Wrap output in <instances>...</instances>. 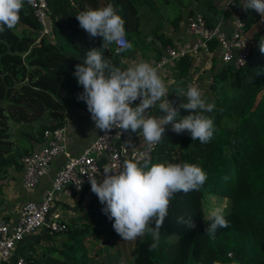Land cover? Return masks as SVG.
I'll return each mask as SVG.
<instances>
[{
  "label": "trees",
  "instance_id": "obj_1",
  "mask_svg": "<svg viewBox=\"0 0 264 264\" xmlns=\"http://www.w3.org/2000/svg\"><path fill=\"white\" fill-rule=\"evenodd\" d=\"M45 1L56 44L37 39L39 26L26 4L19 23L0 32V185L8 168L19 169L20 159L33 151L43 130L63 127V115H55V111L86 107L77 99L83 87L73 75L75 65L102 44L101 37L91 38L76 19L83 3L96 5L95 0ZM107 1L118 6L130 43L141 41L139 17L157 18L152 0ZM188 1L190 6L200 0ZM256 19L253 10L242 16L246 30ZM177 20L178 16L173 28ZM159 29L158 25L152 35ZM253 37L254 47L242 66L217 69L212 75L207 100L215 107L205 113L214 122L212 139L208 143L192 141L187 131L177 134L169 125L163 141L154 147L151 163L196 164L207 179L199 191L175 195L159 230V246L150 250L152 237L144 235L127 264H264V53L260 51L264 31ZM104 55L118 67L113 46ZM177 64L181 79L189 60L182 58ZM187 114L180 110L181 117ZM88 187L89 182L82 194ZM84 207L83 215L67 219L58 244L34 254L27 250L23 258L29 264H88V238L111 245L121 239L112 227L114 220L102 211L104 205L94 193ZM217 207L224 209L229 226L218 228L212 239L206 230L212 222L210 212ZM181 216H192L196 227L178 224ZM53 235L45 232L40 238L53 240Z\"/></svg>",
  "mask_w": 264,
  "mask_h": 264
},
{
  "label": "clouds",
  "instance_id": "obj_2",
  "mask_svg": "<svg viewBox=\"0 0 264 264\" xmlns=\"http://www.w3.org/2000/svg\"><path fill=\"white\" fill-rule=\"evenodd\" d=\"M25 3L31 5L33 0H0V32L5 28L11 30L19 23ZM241 6L264 17V0H243ZM76 19L91 38H102L101 46L89 50L83 63L75 65L73 75L83 87L77 99L86 103L95 128L103 136L113 129H119L121 135L128 132L130 136L139 131L151 150L163 141L166 126L170 125L177 134L187 131L192 141L208 143L212 139L214 122L205 113L212 112L215 105L208 102L202 89L195 85H189L186 90L177 88L176 98L169 99V88L151 63L141 61L121 69L105 58V51L113 44L119 52L132 48L126 40L125 21L118 6L108 3L97 9L89 8L79 12ZM260 51L264 53V46H260ZM181 96L186 102L179 101ZM154 108L161 115L149 114ZM181 109L188 114L181 117ZM126 142L132 144L131 138ZM87 179L91 191L104 205L102 211L114 220L112 227L122 240L135 241L149 234L153 240L151 250L159 246V230L172 199L180 192L199 191L207 175L196 164L151 163L145 158L142 165L138 161H126L121 170L105 166L99 179L95 175ZM209 218L212 222L206 233L215 239L218 228L229 226L224 209H213ZM177 223L187 229L196 227L192 216L178 217Z\"/></svg>",
  "mask_w": 264,
  "mask_h": 264
},
{
  "label": "built area",
  "instance_id": "obj_3",
  "mask_svg": "<svg viewBox=\"0 0 264 264\" xmlns=\"http://www.w3.org/2000/svg\"><path fill=\"white\" fill-rule=\"evenodd\" d=\"M32 16L38 23V37L56 44L53 25L45 0H33L31 5L25 3ZM240 0H224L221 11L228 13L231 25L229 34L221 30V18L215 25H207L205 19L197 12L186 16L185 32L189 36L187 44L177 46L163 45L158 48L159 56L152 64L158 69L178 63L182 58L189 60L187 76L184 78L186 88L189 85L197 86V79L201 76L198 64L204 55L210 53L209 46L213 45L218 59V68L236 69L242 66L254 47L253 34L246 30L242 16L247 10L241 8ZM257 32L264 31V17L257 14ZM113 53L116 55L121 69H127L124 64L129 59L119 52L118 46L113 44ZM212 83L208 77L207 85ZM205 96L207 93L204 91ZM137 101L136 103H138ZM135 106V105H134ZM100 132L80 153L70 156L65 149V130L63 127L45 129L41 139L34 146L29 155L20 159V182L24 189H31L37 179L44 175L53 159L62 154L65 159L63 165L55 171L46 188L43 189L38 201H24L17 208V218L9 219L1 207L0 197V264H8L17 241L28 235L40 232L45 226L49 234L64 233L66 230L65 213L56 209L57 197L71 196L72 193L82 196V188L88 183L87 176L95 175L99 178L105 166L114 170H121L126 161L134 160L140 164L144 159H151L153 149L149 150L146 143L136 144V137L128 132L120 134L119 129H113L108 136ZM131 138L132 144L126 141ZM13 170L12 168H10ZM15 171V170H13ZM101 178V177H100ZM90 199V198H89ZM13 264H29L23 255H18Z\"/></svg>",
  "mask_w": 264,
  "mask_h": 264
},
{
  "label": "crops",
  "instance_id": "obj_4",
  "mask_svg": "<svg viewBox=\"0 0 264 264\" xmlns=\"http://www.w3.org/2000/svg\"><path fill=\"white\" fill-rule=\"evenodd\" d=\"M224 0H200L199 2H193L189 6V1L187 0H175V5L177 10L175 14H170L168 6H164L157 10V18L155 16L148 17L145 24L140 23L141 29V41L137 45L132 46L123 52V56L130 57L131 60L124 65L127 67L134 66L136 63L141 61H146L151 64L157 60L159 56V51L157 47L163 45H181L187 44L189 36L185 32L186 27V16L191 12H195V8L200 9L197 13L202 15L206 22L210 25H215L219 18H221V30L225 34H229L231 31V25L229 21L228 13H222L221 8ZM241 4L243 0H240ZM95 3L84 2L83 11L89 8L97 9L102 7V5H107V0H95ZM203 3V6H202ZM240 4V5H241ZM207 5V6H206ZM242 8V6H241ZM248 12V10H247ZM246 12V13H247ZM212 13V16H210ZM161 16L158 18V16ZM178 16L176 28L172 27L174 18ZM140 19V17H139ZM160 26L157 34L152 35V30ZM148 28V30H146ZM251 34L256 33L257 24L256 22L251 25L248 29ZM167 41V42H166ZM166 42V43H163ZM201 69V76L197 79V86L208 94V98L211 97L207 79L212 77V75L217 71L218 59L215 50H210L208 55H204L201 62L198 64ZM178 64H172L165 66L160 69L159 75L165 81L169 88V99H175L176 89L183 88L187 89L184 83V78L187 76V70L185 76L181 79L178 78ZM206 94V95H207ZM179 101L183 102L185 97H179ZM63 113V128L65 130L66 140H65V151L70 156H75L80 153L81 149L90 144L97 135L101 132L95 128L94 122L91 120V114L85 108H76L64 111ZM149 114L159 116L161 113L158 108L150 109ZM169 126H166V130ZM136 137V144L145 143L143 136L138 131L133 134ZM65 157L62 154L57 155L52 163L49 165L47 172L39 177L36 183L31 189H24L20 182V172L19 170L7 169L6 178L0 185V197H1V207L7 213V217L11 220L17 218V208L24 201H38L40 195L44 188H46L50 182L52 175L57 171L64 163ZM103 178V177H102ZM100 178V179H102ZM99 179V178H97ZM93 195L91 188H86L85 193L80 196L79 194L72 193L71 196H61L57 197V201L54 207L63 212L64 209H68L70 214H75L71 217L80 216L81 213L86 212L85 207L88 201ZM69 205L71 207L67 208ZM66 214V211L64 212ZM84 214V213H83ZM82 215V214H81ZM66 218V217H65ZM41 231L34 234V236H40ZM40 238V237H38ZM35 241V240H34ZM28 242V241H27ZM26 243V242H24ZM23 243V244H24ZM20 248H14L13 254L19 255L18 252Z\"/></svg>",
  "mask_w": 264,
  "mask_h": 264
},
{
  "label": "rangeland",
  "instance_id": "obj_5",
  "mask_svg": "<svg viewBox=\"0 0 264 264\" xmlns=\"http://www.w3.org/2000/svg\"><path fill=\"white\" fill-rule=\"evenodd\" d=\"M188 1V0H187ZM152 6L155 9V13L158 9L163 8L165 5L168 6L170 14H175V11L177 10V6L175 5V0H152ZM203 6V3H202ZM195 12L200 11V9L195 8ZM140 23L145 24L147 22L148 26V17L147 15L141 16L139 19ZM148 30V28H146ZM60 33V31H58ZM65 43L68 45V42L65 40ZM136 43V42H135ZM62 44V43H61ZM132 46L137 45L131 43ZM131 60H127L126 63H128ZM1 82V81H0ZM208 97V94H207ZM211 98V97H210ZM209 98V99H210ZM134 106V105H133ZM65 113L64 110H58L55 111L54 114H63ZM103 171H101L102 174ZM102 178V175H101ZM85 193V192H84ZM83 193V194H84ZM67 208L71 207L69 205L66 206ZM66 211L65 219H67L75 214H70L71 212L68 211V209H64ZM63 210V212H64ZM85 213V212H83ZM83 213H81L83 215ZM80 214V215H81ZM78 217V216H77ZM59 233L56 235H53V240H41V238H37L35 241H26V243L22 244L20 246V251L18 252L19 255H25L28 251L34 253L40 252L44 247L47 246V248H50L52 246H55L59 243ZM39 236V235H38ZM142 237L137 238L135 241H123L122 238L120 240L113 241L114 243L111 245L109 243L103 244V241H101L100 238H98L96 241L92 242L91 239H87L85 241V245L88 248V253L91 257V260H89L88 264H127L130 261L131 256L133 255L134 248L136 243L141 239ZM38 240V241H37ZM53 244V245H51ZM28 250V251H27Z\"/></svg>",
  "mask_w": 264,
  "mask_h": 264
},
{
  "label": "water",
  "instance_id": "obj_6",
  "mask_svg": "<svg viewBox=\"0 0 264 264\" xmlns=\"http://www.w3.org/2000/svg\"><path fill=\"white\" fill-rule=\"evenodd\" d=\"M44 233H45V226L43 225V226H42V229H41V234H40V236H34V235H28V236H25V237H23L21 240L17 241L15 247L19 249L20 246H21L24 242H26V241H32V240H36L38 237H42V235H43ZM15 247H14V248H15ZM16 257H17V255H14V254L12 253V255L10 256V259H9L8 264H13L14 261H15V259H16Z\"/></svg>",
  "mask_w": 264,
  "mask_h": 264
}]
</instances>
